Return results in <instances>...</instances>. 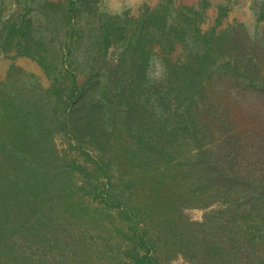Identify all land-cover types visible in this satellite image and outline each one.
Instances as JSON below:
<instances>
[{"label": "rangeland", "instance_id": "374dc122", "mask_svg": "<svg viewBox=\"0 0 264 264\" xmlns=\"http://www.w3.org/2000/svg\"><path fill=\"white\" fill-rule=\"evenodd\" d=\"M67 8L68 0H0V94L29 102L33 117L58 118L49 123L47 147L70 179L58 208L34 215L35 224L33 216L0 211V264H132L146 250L133 247L135 231L156 264H264V170L262 186L251 182L261 167L252 151L264 147L263 103L225 100L238 128L261 136L242 135L244 145L230 152L221 146L223 189L189 175L197 174L195 143L168 150L182 132L170 133L165 121L204 99L195 87L180 96L172 87L201 40L214 36L221 53L245 63L240 69L264 72V0H77L71 17ZM204 62V82L234 81L212 57ZM72 75L80 94L68 108ZM205 95L215 106L213 94ZM202 133L210 141L219 132ZM157 138L164 145L154 162ZM101 154L106 177L93 162ZM128 190L141 209L126 211L117 199Z\"/></svg>", "mask_w": 264, "mask_h": 264}, {"label": "trees", "instance_id": "16d2710c", "mask_svg": "<svg viewBox=\"0 0 264 264\" xmlns=\"http://www.w3.org/2000/svg\"><path fill=\"white\" fill-rule=\"evenodd\" d=\"M76 4L77 0H68V17H71ZM171 27L176 28L170 24V31ZM218 45L214 36L206 41L201 40L199 51H195L196 58L193 61L190 60L189 56L182 59L180 69L183 68V70L176 77L177 79L172 81V87L174 88V84L176 85L177 96L184 95L195 87L194 91L203 92L202 96L204 99L194 101V109L187 106L182 110L176 109L170 116L167 114L166 117L168 119H165V121L170 133L171 131H174L173 133L182 132L179 140H169L168 150L171 149L173 143L183 142L184 140L189 143H195L192 153L195 158L190 162L191 167L194 168L197 174L189 175L197 176L199 178L198 181L201 178H207L209 182L215 183L218 189H223L222 185L217 181L220 172L221 175L225 174L223 169L217 164L216 159L221 146L228 145L230 152L234 146L244 145L239 143L242 135L248 136L258 133L252 132L251 129L240 130L238 124L232 121L231 108L228 106L229 102L225 100L228 98L229 101L232 100L239 106L247 101L249 103L250 101H260L263 103L264 114V72L252 66L247 67V70L240 69L245 63L240 65L239 62L242 61L233 57V52L221 53L220 49H217ZM229 46L227 45L226 47ZM209 57L216 61L220 66L219 68L224 71L225 76H229L227 79L231 80L234 78L230 85L223 82L224 80L217 81L214 84L208 80L204 82L202 72L207 68V64L204 61ZM252 63L253 61L250 60L247 66ZM43 64L45 67L47 66L45 63ZM71 77L72 85L67 88L69 94L64 100L68 108L80 94L77 77L75 75ZM236 86L241 90L237 91ZM208 91L217 99L215 106L211 104V99H207V95H205ZM33 114L29 102L17 104L9 94H0V211L5 215L18 213L24 217L33 216V219L34 215H38L37 219L39 220L41 213L51 214L58 208V199L65 193L64 191L68 188L66 187L67 181H70V179L64 175L66 170H62L58 166V162L55 159L56 156H53L55 154L54 149L47 147L50 146L51 142L49 137L51 125L49 123L58 120V118H43L44 114H37V117H33ZM161 114L163 115V113ZM210 115H213L214 118L209 119L208 116ZM70 121L71 113L68 111L64 119H59V124L69 126ZM235 128L239 131H236ZM259 128L262 129L263 127ZM221 130L227 132L226 136L228 138H221ZM213 131H218V135L215 138L212 137L210 141H205V136L202 132ZM260 136L258 137L257 134L256 138H260ZM262 141L264 142V133ZM163 145L164 143L162 144L157 138L156 145L151 147L157 153V155L152 157L154 162H156ZM208 147H215V150H211L210 154H206ZM252 152L257 154L261 167H258L257 170H252L253 177L251 182L253 185L257 184L260 187L262 185L258 181L257 175L264 170V147L261 152ZM101 155L94 158L93 162L97 165L96 169L101 170L106 177L109 165L106 154ZM227 180L229 181V178ZM256 180L258 183H256ZM101 187L102 185L95 184L93 189L95 192L97 191L96 193H99ZM133 194L130 190L125 192L123 196L116 194L118 196L117 199L120 198L119 200L125 204L124 208L126 211L142 208V205L137 204V199L133 198ZM111 195L110 191L107 190L105 197L110 198ZM63 207L67 208L66 205ZM36 222L34 219L33 223L35 224ZM136 246H145L146 250L142 253H134L132 264H156V256L150 252L147 242L143 240V236L139 231L133 233V247L136 248Z\"/></svg>", "mask_w": 264, "mask_h": 264}]
</instances>
